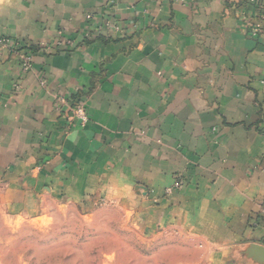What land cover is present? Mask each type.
<instances>
[{"label": "crops", "instance_id": "obj_1", "mask_svg": "<svg viewBox=\"0 0 264 264\" xmlns=\"http://www.w3.org/2000/svg\"><path fill=\"white\" fill-rule=\"evenodd\" d=\"M254 20L244 0H0V216L104 203L150 235V264H264Z\"/></svg>", "mask_w": 264, "mask_h": 264}, {"label": "rangeland", "instance_id": "obj_2", "mask_svg": "<svg viewBox=\"0 0 264 264\" xmlns=\"http://www.w3.org/2000/svg\"><path fill=\"white\" fill-rule=\"evenodd\" d=\"M106 207L99 205L104 212L96 210L94 216L75 206L43 217L0 216V264L153 262L150 235Z\"/></svg>", "mask_w": 264, "mask_h": 264}, {"label": "built area", "instance_id": "obj_3", "mask_svg": "<svg viewBox=\"0 0 264 264\" xmlns=\"http://www.w3.org/2000/svg\"><path fill=\"white\" fill-rule=\"evenodd\" d=\"M245 8H249L254 13L255 20L248 26V33L252 35L264 34V0H244ZM91 15H87V19H90ZM10 41L8 39H0V44L7 45ZM74 43L68 41H57L52 46L44 47L46 49L58 50L61 47H72ZM18 65L23 72H28L32 68V53L28 50L17 51ZM19 84L14 86L13 91L19 90ZM55 108L69 124L77 123L84 126L88 122V114L86 111L85 103L78 99H72L66 96L55 97ZM180 186L179 182H175L171 188L167 189L170 192L172 189Z\"/></svg>", "mask_w": 264, "mask_h": 264}]
</instances>
